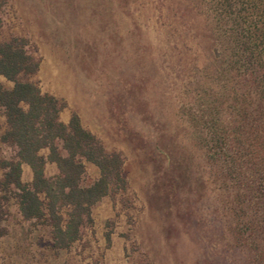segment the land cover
I'll list each match as a JSON object with an SVG mask.
<instances>
[{
    "label": "rangeland",
    "instance_id": "obj_1",
    "mask_svg": "<svg viewBox=\"0 0 264 264\" xmlns=\"http://www.w3.org/2000/svg\"><path fill=\"white\" fill-rule=\"evenodd\" d=\"M187 7V0H9L5 35L28 38L41 59L33 78L40 89L121 153L127 190L99 202L93 227L63 252L13 205L0 264H264V230L261 253L235 240L236 231L243 239L248 232L242 210L235 212L232 184L219 182L195 135L208 51L201 19ZM0 84L10 87L1 77ZM9 153L0 145V157ZM96 175L88 168L87 182Z\"/></svg>",
    "mask_w": 264,
    "mask_h": 264
},
{
    "label": "trees",
    "instance_id": "obj_2",
    "mask_svg": "<svg viewBox=\"0 0 264 264\" xmlns=\"http://www.w3.org/2000/svg\"><path fill=\"white\" fill-rule=\"evenodd\" d=\"M187 2V9L201 19L202 44L208 51L197 91L204 115L191 119L195 135L220 171L219 182L233 185L234 209L242 210L239 224L248 230L244 239L241 230L236 231L235 240L256 245L261 253L264 0ZM8 3L0 0V77L10 83L0 84V145L10 151L0 157V239L15 205L24 221L48 236L53 251H69L93 227V208L127 190L124 159L87 130L63 100L43 92L33 80L41 59L27 37L5 35L2 15ZM48 164L55 166L56 174H46ZM87 165L97 171L91 182L86 180ZM23 166L31 171L30 181H23Z\"/></svg>",
    "mask_w": 264,
    "mask_h": 264
},
{
    "label": "crops",
    "instance_id": "obj_3",
    "mask_svg": "<svg viewBox=\"0 0 264 264\" xmlns=\"http://www.w3.org/2000/svg\"><path fill=\"white\" fill-rule=\"evenodd\" d=\"M63 119L64 120H66L67 119V117H66V115H64L63 116ZM84 126V125H83ZM87 129V128H86ZM88 130V129H87ZM88 168H93L94 170H96L93 166H91V165H87V170H88ZM51 169H53V173L52 174H49V171L51 170ZM96 173H97V171H96ZM46 174L48 175V176H52V175H54V174H56V168H55V166L54 165H51V164H48L47 165V167H46ZM96 177H97V175H96ZM31 180V171H30V169L27 167V166H23V181H30Z\"/></svg>",
    "mask_w": 264,
    "mask_h": 264
}]
</instances>
